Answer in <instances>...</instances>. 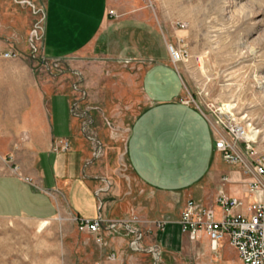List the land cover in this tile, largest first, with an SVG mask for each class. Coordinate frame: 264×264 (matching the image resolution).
<instances>
[{
	"label": "crops",
	"instance_id": "0c3cea01",
	"mask_svg": "<svg viewBox=\"0 0 264 264\" xmlns=\"http://www.w3.org/2000/svg\"><path fill=\"white\" fill-rule=\"evenodd\" d=\"M40 18L43 34L33 58L32 52L29 56L20 48L30 46L29 34ZM108 18V0H0V53L18 52L11 58L0 55V218L45 221L62 212L80 219L100 215L116 222L112 229L102 230L105 245L96 243L100 248L145 254L153 264L154 246L165 253L183 248L179 217L187 198L212 203L224 176L229 179L224 188L230 194L245 198L246 185L242 173L232 174V165L214 150L208 120L181 100L179 73L166 55L157 58L155 49L147 50L148 58L142 60L121 54L124 49L116 50L122 66L132 61L149 64L140 79L145 103L124 138L122 154L128 172L116 169L117 159L98 134L102 128L94 131L92 117L85 121L77 110L81 105L84 112L98 107L92 88L99 82L102 88L103 80L102 72L96 71L101 65L96 63L107 61L97 59V52L102 49L100 55L109 58L106 50L111 45L102 40L109 28L112 38L122 40L126 22L130 26L127 39L150 43L155 27L145 8L119 23ZM28 57L36 67L26 63ZM59 62L71 65L69 73L35 71L42 65L51 67L49 63L58 67ZM73 75L80 78L73 80ZM112 93L121 95V104L132 110V88L124 85ZM60 140L67 141L69 148L53 152V142ZM9 157L22 168L21 175L13 171ZM236 182L243 187L238 192ZM132 217L131 227L144 231L141 251L129 248L132 234L119 224ZM158 222L162 228L156 226ZM151 237L155 245L149 244ZM224 250L232 251V247Z\"/></svg>",
	"mask_w": 264,
	"mask_h": 264
},
{
	"label": "rangeland",
	"instance_id": "374dc122",
	"mask_svg": "<svg viewBox=\"0 0 264 264\" xmlns=\"http://www.w3.org/2000/svg\"><path fill=\"white\" fill-rule=\"evenodd\" d=\"M140 8L147 9L155 27L150 35L145 34L149 35L151 42L127 39L130 26L126 22L122 30L124 39L115 40L110 27L109 34L102 39L111 45L106 50L109 58L100 55L103 53L101 49L97 52V59L107 62L96 63L101 65L96 71L102 72L99 73L102 88L107 91L101 93L100 82L93 85V98L98 107L87 108L84 112L81 105L77 110L85 121L92 117L94 131L102 128L98 134L106 149L117 159L116 169L124 174L128 172L122 154L124 138L129 123L145 103L140 79L149 65L132 61V65L122 66L123 63L118 61L122 57H115L118 49H124L121 54L138 56L140 60L148 58L146 51L149 49H155L157 58L160 54L166 55L181 78V100L188 99L189 104L203 108L221 103L234 105L235 116L242 123H249L254 135L257 134L254 147L259 155L264 156V0H108L109 22L114 19L113 22L119 23V19ZM169 44L184 51L181 60L171 61ZM20 50H27L28 55L32 52L31 47L25 45ZM36 56L34 54L33 58ZM29 59L26 58V63L36 67L35 60ZM53 65L49 63L51 67L48 68L42 65L35 71L57 70L67 74L71 69L67 62H59L58 67ZM73 76L76 81L80 78ZM124 85L132 88V110L121 104V95L112 93L123 90ZM7 160L13 166H19L12 157ZM19 168L22 174V168ZM238 172L242 173L241 168L232 165V174ZM241 184L233 183L237 188L235 192L243 188ZM210 190L214 193V186ZM154 242L151 237L149 244L155 245ZM226 246L229 245L225 243L222 248ZM154 247L161 256L155 264H242L233 248L232 251H223L222 248L211 251L205 237L192 241L184 234V246L175 253H165ZM113 251L115 257L108 258ZM150 263L145 254H134L124 248H100L90 233L78 230L73 216L67 212L45 221L0 218V264Z\"/></svg>",
	"mask_w": 264,
	"mask_h": 264
},
{
	"label": "built area",
	"instance_id": "2783aa9c",
	"mask_svg": "<svg viewBox=\"0 0 264 264\" xmlns=\"http://www.w3.org/2000/svg\"><path fill=\"white\" fill-rule=\"evenodd\" d=\"M40 12V10H39ZM42 18L36 23L29 34V44L32 54L38 51V40L42 37ZM171 61L175 63L182 59L184 51H178L169 44ZM4 58L16 57V50L1 52ZM193 101V100H192ZM189 104L190 100H183ZM194 102V101H193ZM195 107L208 120L214 135V150L229 165L241 168L246 185V197L230 194L224 188L228 182L227 176L221 178V186L217 190L212 203H203L194 198H187L180 212V231L187 234L189 239L196 241L205 237L211 251L217 252L226 243L231 246L242 264H264V156L257 153L254 143L257 134L252 137L253 128L249 123H242L234 114V105L221 103L203 108ZM69 148L65 140L52 144L53 152H60ZM13 171L20 174L19 166H13ZM31 181L30 178H25ZM76 226L81 232L94 234V240L105 245L101 235L102 230L112 229L116 222H107L100 215L92 219H80L73 216ZM130 221H120L127 234L135 235L128 246L131 250L141 251L138 246L143 233L137 227H131ZM162 228L161 222L156 223ZM154 253L153 264L159 254ZM110 254L108 258H114Z\"/></svg>",
	"mask_w": 264,
	"mask_h": 264
},
{
	"label": "bare ground",
	"instance_id": "6f19581e",
	"mask_svg": "<svg viewBox=\"0 0 264 264\" xmlns=\"http://www.w3.org/2000/svg\"><path fill=\"white\" fill-rule=\"evenodd\" d=\"M168 47H169V45H168ZM169 49V48H168ZM254 136V133H252V137Z\"/></svg>",
	"mask_w": 264,
	"mask_h": 264
}]
</instances>
